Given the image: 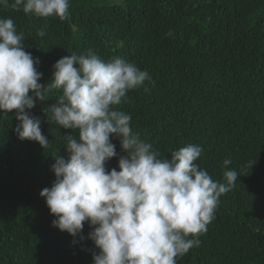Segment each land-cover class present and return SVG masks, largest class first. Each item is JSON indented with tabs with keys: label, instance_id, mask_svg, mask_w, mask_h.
Returning a JSON list of instances; mask_svg holds the SVG:
<instances>
[{
	"label": "trees",
	"instance_id": "16d2710c",
	"mask_svg": "<svg viewBox=\"0 0 264 264\" xmlns=\"http://www.w3.org/2000/svg\"><path fill=\"white\" fill-rule=\"evenodd\" d=\"M9 17L24 34L25 51L40 61L39 83L71 52L122 57L154 81L118 106L131 115L134 132L163 158L199 145L196 163L214 181L237 171L200 246L177 264H264V0H69L66 21L0 6V18ZM60 94L54 90L30 110L41 119L46 149L18 139L14 110L0 116V264H93L98 251L87 222L85 239L75 243L51 226L55 217L39 194L56 179V158H68L62 135H78L42 111ZM110 139L123 155L119 140ZM106 167L119 170L118 157Z\"/></svg>",
	"mask_w": 264,
	"mask_h": 264
},
{
	"label": "clouds",
	"instance_id": "9594fccd",
	"mask_svg": "<svg viewBox=\"0 0 264 264\" xmlns=\"http://www.w3.org/2000/svg\"><path fill=\"white\" fill-rule=\"evenodd\" d=\"M0 6L69 19V0H0ZM37 35L44 36V30ZM24 39L12 18H0V116L14 110L18 139L46 149L50 141L42 134L41 119L30 110L57 90L56 103L42 111L60 129L78 132L62 135L68 158H56L51 166L56 179L39 193L55 217L51 226L75 243L77 236L85 239L87 222V239L98 249L93 264H177V258L200 246L198 237L215 219L219 198L235 186L237 171L226 170L224 182L214 181L196 163L203 152L199 145L163 158L132 130L131 115L118 106L129 91H148L145 82L154 84L147 70L119 56L104 60L90 49L60 58L50 81L41 84L40 61L25 51ZM110 137L119 140L123 155ZM114 157L119 170H108ZM223 163L227 167L231 160Z\"/></svg>",
	"mask_w": 264,
	"mask_h": 264
}]
</instances>
